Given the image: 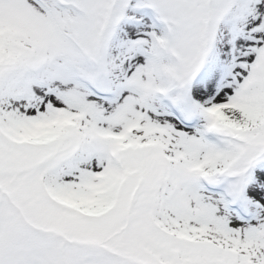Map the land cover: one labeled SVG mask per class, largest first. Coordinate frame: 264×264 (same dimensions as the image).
<instances>
[{
    "label": "snow or ice",
    "instance_id": "obj_1",
    "mask_svg": "<svg viewBox=\"0 0 264 264\" xmlns=\"http://www.w3.org/2000/svg\"><path fill=\"white\" fill-rule=\"evenodd\" d=\"M0 264H264V0H0Z\"/></svg>",
    "mask_w": 264,
    "mask_h": 264
}]
</instances>
